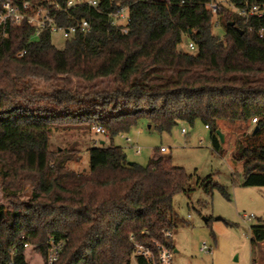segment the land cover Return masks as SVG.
I'll list each match as a JSON object with an SVG mask.
<instances>
[{"label": "trees", "instance_id": "trees-1", "mask_svg": "<svg viewBox=\"0 0 264 264\" xmlns=\"http://www.w3.org/2000/svg\"><path fill=\"white\" fill-rule=\"evenodd\" d=\"M210 1L75 5L55 23L68 28L86 20L90 30L77 31L63 49L48 30L34 36L26 23L9 26L0 49V187L16 198L28 185L29 194L9 211L0 206V264H31L28 246L47 264L50 240L63 243L53 264H131L134 244L155 252L165 231L173 236V201L187 192L191 175L160 151L146 165L130 162L113 139L137 128L162 134L200 121L217 150L219 123L239 122L246 130L233 155L243 163L242 186H264V18L240 16L225 3L213 12ZM245 2L264 8V0H228L238 9ZM121 8L130 18L127 33L112 23ZM214 16L223 37L212 33ZM184 37L193 53L181 50ZM31 79L51 85L49 93L31 91ZM41 102L56 107L36 108ZM92 126L110 144L88 149L87 171L53 157L54 130ZM249 232L253 250L264 242V221ZM166 244L173 248L172 238Z\"/></svg>", "mask_w": 264, "mask_h": 264}, {"label": "rangeland", "instance_id": "rangeland-1", "mask_svg": "<svg viewBox=\"0 0 264 264\" xmlns=\"http://www.w3.org/2000/svg\"><path fill=\"white\" fill-rule=\"evenodd\" d=\"M120 22L123 23L124 19ZM224 32L214 16L212 33L223 37ZM66 41L60 33L51 34V42L57 49H63ZM188 42L184 37L180 48L193 53L187 48ZM25 83L31 86V91L42 95L51 89V85L40 79ZM35 107L50 109L56 106L41 102ZM219 128L224 142H220L217 150L212 147L211 131L200 121L194 125L179 122L169 133L162 134L153 129L147 131L144 127L139 128L142 129L140 133L135 129L126 134L131 144H127L120 135L113 139V144L123 148L130 162L140 165H146L154 153L162 155L159 148L166 146L169 152L163 155L168 156L174 166L182 167L191 175L187 192L177 194L173 201L172 264H264V242L251 250L249 232L252 225L264 221V186H242L243 163L233 155L235 141L241 138L246 128L239 122L223 121ZM105 135L96 134L93 126L90 129L54 130L49 139V151L56 159L69 157L65 163L67 168L84 172L89 168L88 149L101 145V141L106 146L110 144ZM76 157L80 160L75 161ZM216 186L224 187L229 198H225ZM28 194V185L16 198L3 193L0 187V206L9 211L15 203L28 201ZM248 215L254 217L246 220ZM202 246L206 247V252L200 251ZM31 248L33 246L26 248L27 259H31V264H42L34 257Z\"/></svg>", "mask_w": 264, "mask_h": 264}, {"label": "built area", "instance_id": "built-area-1", "mask_svg": "<svg viewBox=\"0 0 264 264\" xmlns=\"http://www.w3.org/2000/svg\"><path fill=\"white\" fill-rule=\"evenodd\" d=\"M88 4L92 7L97 6V0H66L64 6L50 2V0H40V2H34L31 0H3L1 4L0 11V49L1 45L8 35V28L10 25L26 23L33 27L34 36H38L42 31L48 30L51 34L54 32L60 33L63 38L69 40L71 39L77 31H81L86 34L90 30V25L86 20L81 21L77 26H70L65 28L59 26L55 23V16L69 8L74 7L79 4ZM221 3L228 4L232 11L236 12L240 16H250L254 15L258 18H264V8L258 5H252L248 2H245L244 7L238 9L233 7L228 3V0H213L210 1L208 7L216 12L218 5ZM126 14V15H125ZM121 19H124V22H120ZM130 18L126 8H121L115 14L112 15V23L120 28L122 33H127L128 24ZM187 48L191 51H195V46L192 42H188ZM24 51L19 54L22 56ZM256 119H253L255 123ZM207 128V127H205ZM93 130L97 134H104V130L100 126H94ZM138 133L142 132L141 129L137 128ZM185 130L182 129V133ZM124 138V135H121ZM126 142H130L129 138H125ZM139 150V149H138ZM136 150V153L139 151ZM159 151L163 154L169 152V149L166 146H161ZM254 217L253 215L246 216V220ZM172 238V233L170 231H165L162 241H155V252L151 251L148 247L134 244L135 251L133 253V258L131 264H138L135 261V256H141L146 264H172V254L173 248L168 246L166 243ZM28 244H24V247H27ZM63 247L62 242L49 241L48 247V256L47 264H53L57 261L59 257V252ZM200 251L206 252L207 249L205 246L200 248ZM8 264H13L9 262Z\"/></svg>", "mask_w": 264, "mask_h": 264}, {"label": "water", "instance_id": "water-1", "mask_svg": "<svg viewBox=\"0 0 264 264\" xmlns=\"http://www.w3.org/2000/svg\"><path fill=\"white\" fill-rule=\"evenodd\" d=\"M229 25L231 26L232 23H229ZM238 31H239L240 33H242V31H240V30H238ZM256 129H257V127L254 128V132L256 131ZM216 135L218 136L220 142L223 143V142H224V135H223V133H222L220 130H217V131H216ZM218 219H219V218H218ZM204 220L206 221V219H204Z\"/></svg>", "mask_w": 264, "mask_h": 264}, {"label": "crops", "instance_id": "crops-1", "mask_svg": "<svg viewBox=\"0 0 264 264\" xmlns=\"http://www.w3.org/2000/svg\"><path fill=\"white\" fill-rule=\"evenodd\" d=\"M142 130V129H141ZM122 138V137H121ZM125 138H129V137H127L126 136V134L124 135V138H122L124 141H125ZM130 139V138H129ZM126 142V141H125ZM131 139H130V143L129 142H126L127 144H131ZM101 143H103L104 144V142L103 141H101ZM163 154V153H162ZM172 245H173V248H174V241L172 240ZM174 250V249H173Z\"/></svg>", "mask_w": 264, "mask_h": 264}]
</instances>
